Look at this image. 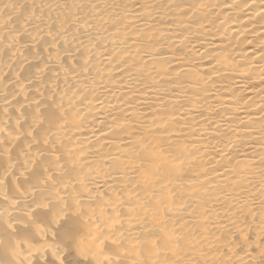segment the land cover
<instances>
[{"label": "bare ground", "instance_id": "obj_1", "mask_svg": "<svg viewBox=\"0 0 264 264\" xmlns=\"http://www.w3.org/2000/svg\"><path fill=\"white\" fill-rule=\"evenodd\" d=\"M0 264H264V0H0Z\"/></svg>", "mask_w": 264, "mask_h": 264}]
</instances>
